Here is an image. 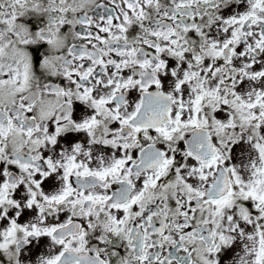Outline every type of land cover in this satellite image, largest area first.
<instances>
[{"label": "snow or ice", "instance_id": "obj_1", "mask_svg": "<svg viewBox=\"0 0 264 264\" xmlns=\"http://www.w3.org/2000/svg\"><path fill=\"white\" fill-rule=\"evenodd\" d=\"M0 264H264V0H0Z\"/></svg>", "mask_w": 264, "mask_h": 264}]
</instances>
